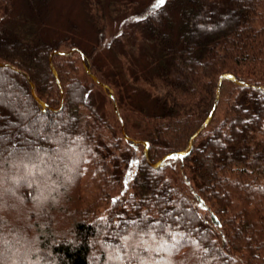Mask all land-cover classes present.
Masks as SVG:
<instances>
[{"label":"trees","instance_id":"obj_1","mask_svg":"<svg viewBox=\"0 0 264 264\" xmlns=\"http://www.w3.org/2000/svg\"><path fill=\"white\" fill-rule=\"evenodd\" d=\"M124 1L150 41L134 85L98 58L106 12L93 40L53 39L36 30L49 0H0V61L17 67L0 66V264H264V0ZM225 73L248 84L223 79L181 155ZM92 74L124 129L99 117Z\"/></svg>","mask_w":264,"mask_h":264},{"label":"rangeland","instance_id":"obj_2","mask_svg":"<svg viewBox=\"0 0 264 264\" xmlns=\"http://www.w3.org/2000/svg\"><path fill=\"white\" fill-rule=\"evenodd\" d=\"M94 2L95 4L92 6L93 10L91 11L89 8V3ZM49 0L48 8L44 11L41 19L40 25L36 26V30H39L40 34L44 37H52L57 38V36L63 35V33L68 32L72 34H78V38L85 41L86 39L93 40L95 36L94 30L92 29V24L90 21L91 13L98 12L101 14L102 12H106L107 16V35H106V45L101 47V51L98 54L99 60L101 59V64L104 69V71H107V73L114 75V72H120L121 77L130 78L127 80H130L132 84L134 85L133 81V75H136L135 71L138 70L140 74L147 75L146 71L143 70V66L146 60L149 59L146 47L147 44H150L149 40L143 37L141 34V37H139L136 32H139L138 29L139 23L138 18L133 17L132 13L130 11L126 10L127 2L125 3L124 0H122V4L116 5L117 8L115 11L118 10V12H114L113 14L109 11L108 5L110 1L116 0ZM99 1V2H98ZM99 3V4H97ZM124 4V5H123ZM119 6V7H117ZM90 11V12H89ZM26 10L22 5L18 4L15 9L14 15L19 14H26ZM127 15V16H126ZM32 21V19H31ZM30 24V23H29ZM28 24V25H29ZM133 27V28H132ZM66 33V34H68ZM136 33L133 40H130L128 38L129 34ZM55 36V37H54ZM122 36H125L128 38V40H121ZM89 43V42H88ZM68 52V51H65ZM79 58V56L77 55ZM97 58V59H98ZM83 72V68H80V73ZM136 77V76H135ZM143 81V80H142ZM130 82V84H131ZM149 85V84H148ZM146 89L149 93H161L162 88L158 87L156 85L154 86H146ZM137 90L133 89L132 86L129 87V92L138 98H143L145 95L146 90H143L138 88L136 86ZM151 91V92H150ZM109 93V92H108ZM37 94V93H36ZM93 103L95 104L97 110L99 111V114L102 119H107L106 114L108 117L113 116V102L111 101V97L105 93L101 88L94 87L93 91ZM38 96V95H37ZM110 97V98H109ZM40 98V97H39ZM41 99V98H40ZM111 99V100H110ZM44 101L43 99H41ZM45 102V101H44ZM59 108V107H58ZM54 108V109H58ZM123 111V110H121ZM124 112V111H123ZM218 116H221L222 111L221 107L218 106ZM126 115V113H124ZM101 124V120H95V128L96 126H99ZM117 127V124H114ZM103 126V125H102ZM115 130V129H114ZM113 131L112 133L116 132ZM105 134V131H104ZM27 138L32 140H37L36 135L34 132L30 131L26 133ZM258 138H261L264 140V128L262 132L258 133ZM39 142H44L42 139L40 141V138L38 139ZM144 141V140H142ZM144 146V144H142ZM145 149V146H144ZM143 148L141 147L142 151ZM133 171L130 174V178H132ZM40 176L43 174L42 171H39L38 173ZM87 180V177L84 178V181ZM133 244H136V240H132ZM124 245H126L124 243ZM154 250H160L161 252H164L162 248L160 247H153ZM115 252V251H114ZM96 256H91L92 260H96ZM146 264H153V263H146Z\"/></svg>","mask_w":264,"mask_h":264},{"label":"water","instance_id":"obj_3","mask_svg":"<svg viewBox=\"0 0 264 264\" xmlns=\"http://www.w3.org/2000/svg\"><path fill=\"white\" fill-rule=\"evenodd\" d=\"M73 51H74L73 49L70 50V51H68V52L60 51V50H55V51L52 53V55H51V59H52L53 54H71ZM83 58H84V57H83ZM0 66L11 67V68H13V69H17V67H16L15 65H13V64H11V63H8V62H1V61H0ZM51 68H52V71H53L54 75L56 76V79H57L58 85L60 86L61 93H62V94H61L62 96H61V105H60V107H59L58 109H54V108H53V109H54V110H61V108L63 107V103H64V89H63V87H62V83H61V81H60V78H59V76H58L57 70H56V68H55V66H54V64H53V62H52V60H51ZM88 72L90 73V71H88ZM25 75H26V77L28 78V80L31 81L29 75L26 74V73H25ZM92 77L96 80L97 83L103 85L105 88L108 89V91H109V96L111 97L112 102H113V107H114L115 113H116L118 119L120 120L121 125H122V127H123V129H124V120H123V117H122V115H121V111H120V109H119V106H118V103H117V100H116V97H115V95H114V92H113L112 88H110L107 84H105V83H103L102 81H100L95 75L92 74ZM224 78H230V79H233L234 81H236V82H238V83H240V84H248V83H246V82H243V81L237 80V79H236L232 74H230V73H225V74H223V75L219 78L218 88H217V96H216V100H215L214 107H213V109L211 110V112H210V114L208 115V117L206 118L205 122L202 124V126H201V127L196 131V133L191 137V139H190V143H189V147H188L185 151L181 152V155H182V154H183V155H187L188 153H190L195 138L198 136V134L200 133V131H201L203 128H205V127L208 125V123L210 122V120H211V118H212V116H213V114H214V111H215V108H216V105H217L218 99H219V97H220L221 85H222V81H223ZM32 93H33V96L35 97V99H36V100H37V101L43 106V110H46L48 105H47L46 102L42 101V100L37 96L36 91H35V86H34V84H32ZM141 142H142V143L144 144V146H145L144 151H145V154L147 155V153H148V146H149V143H148V141H141ZM172 155H173V153H170L168 156H172ZM165 158H166V157L161 158L159 161H157V162L154 164V166H158V165H160V164L165 160Z\"/></svg>","mask_w":264,"mask_h":264},{"label":"snow or ice","instance_id":"obj_4","mask_svg":"<svg viewBox=\"0 0 264 264\" xmlns=\"http://www.w3.org/2000/svg\"><path fill=\"white\" fill-rule=\"evenodd\" d=\"M159 3H160V4H163V3H164V0H159Z\"/></svg>","mask_w":264,"mask_h":264}]
</instances>
